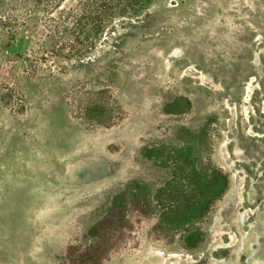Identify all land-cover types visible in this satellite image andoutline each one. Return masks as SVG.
Here are the masks:
<instances>
[{
  "label": "rangeland",
  "instance_id": "374dc122",
  "mask_svg": "<svg viewBox=\"0 0 264 264\" xmlns=\"http://www.w3.org/2000/svg\"><path fill=\"white\" fill-rule=\"evenodd\" d=\"M27 38L11 55L44 60L10 81L26 111H0V264H264V0H156L71 60Z\"/></svg>",
  "mask_w": 264,
  "mask_h": 264
},
{
  "label": "trees",
  "instance_id": "16d2710c",
  "mask_svg": "<svg viewBox=\"0 0 264 264\" xmlns=\"http://www.w3.org/2000/svg\"><path fill=\"white\" fill-rule=\"evenodd\" d=\"M155 1L0 0V59L15 68L13 78L0 74V111H26L24 95L10 81L18 77L19 71L26 78L35 75L40 69L36 64L44 60L36 54L11 55L9 50L20 32L28 34L27 46L45 48L55 57L68 60L81 58L97 48L109 27L138 20ZM206 185L211 192L201 200L202 213L222 194L225 184L210 178Z\"/></svg>",
  "mask_w": 264,
  "mask_h": 264
},
{
  "label": "bare ground",
  "instance_id": "6f19581e",
  "mask_svg": "<svg viewBox=\"0 0 264 264\" xmlns=\"http://www.w3.org/2000/svg\"><path fill=\"white\" fill-rule=\"evenodd\" d=\"M246 217V216H245ZM242 218H244V217H242ZM241 218V219H242ZM241 219H240V221H241ZM247 223V219H244V221H243V225H245ZM240 224V223H239Z\"/></svg>",
  "mask_w": 264,
  "mask_h": 264
}]
</instances>
